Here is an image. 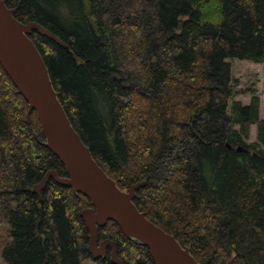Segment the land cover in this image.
I'll return each mask as SVG.
<instances>
[{"label":"trees","instance_id":"1","mask_svg":"<svg viewBox=\"0 0 264 264\" xmlns=\"http://www.w3.org/2000/svg\"><path fill=\"white\" fill-rule=\"evenodd\" d=\"M34 42L58 99L94 160L199 264H264V118L232 100L230 60L264 62V0H6ZM0 66V226L5 264H84L89 200L43 146L36 114ZM255 141L247 143L251 127ZM228 145V146H227ZM238 147L243 152H237ZM123 264H153L112 221L98 229Z\"/></svg>","mask_w":264,"mask_h":264},{"label":"water","instance_id":"2","mask_svg":"<svg viewBox=\"0 0 264 264\" xmlns=\"http://www.w3.org/2000/svg\"><path fill=\"white\" fill-rule=\"evenodd\" d=\"M14 13L15 9L9 8L6 0H0V66L26 102L25 121L29 122L32 112L36 114L43 146L59 160L65 173L60 176L49 170L32 186L30 191L38 197V203L51 180L70 188L76 195L85 196L90 207L82 209L79 215L87 231V251L94 259L105 256L109 248L110 263L123 264L116 242L103 240L98 246V229L112 221L127 240L147 249L153 264H199L188 248L150 222L134 205L135 191L144 182L129 183L127 191H122L94 160L74 130L42 55L28 35L36 32L67 51L68 46L40 24L18 21ZM236 151L244 150L238 147Z\"/></svg>","mask_w":264,"mask_h":264},{"label":"rangeland","instance_id":"3","mask_svg":"<svg viewBox=\"0 0 264 264\" xmlns=\"http://www.w3.org/2000/svg\"><path fill=\"white\" fill-rule=\"evenodd\" d=\"M232 70L235 95L232 100L240 101L243 105L248 104L250 96L254 93L260 100L259 117L264 118V62L262 64H254L247 61H239L236 59L229 61ZM247 143L255 141V126ZM264 149V147H263ZM6 239V228L0 226V264H5L2 260L3 245ZM84 264H103L96 263L91 259H87Z\"/></svg>","mask_w":264,"mask_h":264},{"label":"flooded vegetation","instance_id":"4","mask_svg":"<svg viewBox=\"0 0 264 264\" xmlns=\"http://www.w3.org/2000/svg\"><path fill=\"white\" fill-rule=\"evenodd\" d=\"M130 183V182H129ZM128 183V184H129ZM138 183H141V182H138ZM132 184V183H130ZM136 184V183H135ZM144 186H145V183H144ZM144 186L140 187L137 191H135V196L133 198V203H135L134 201L136 200L137 198V192L141 189V188H144ZM123 191H127V188H125ZM136 206V204H134ZM138 209V208H137ZM144 215H145V212H142ZM103 240H110V239H107V238H102L98 235V246H99V243ZM95 253H98V252H95ZM89 254V253H88ZM117 254L119 256V252H118V246H117ZM89 259L93 260L94 262L96 263H103V264H111L110 263V249L108 248L106 250V254L105 256H100V257H97V258H93L92 255L89 254Z\"/></svg>","mask_w":264,"mask_h":264},{"label":"crops","instance_id":"5","mask_svg":"<svg viewBox=\"0 0 264 264\" xmlns=\"http://www.w3.org/2000/svg\"><path fill=\"white\" fill-rule=\"evenodd\" d=\"M251 133L250 134H252V132H253V127H251V131H250Z\"/></svg>","mask_w":264,"mask_h":264}]
</instances>
